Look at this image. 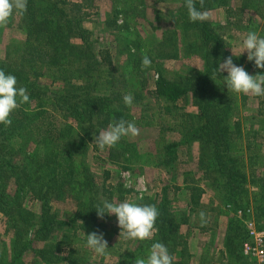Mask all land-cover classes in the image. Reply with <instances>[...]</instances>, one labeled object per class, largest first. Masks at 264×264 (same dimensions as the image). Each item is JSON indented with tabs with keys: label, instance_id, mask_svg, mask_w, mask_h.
Segmentation results:
<instances>
[{
	"label": "trees",
	"instance_id": "1",
	"mask_svg": "<svg viewBox=\"0 0 264 264\" xmlns=\"http://www.w3.org/2000/svg\"><path fill=\"white\" fill-rule=\"evenodd\" d=\"M120 1L125 5L123 10L114 7L111 20L106 18L105 25L115 27V18L119 14L125 17L147 14L146 0ZM229 1L204 0L200 10L205 12L223 7L228 15L248 9L263 14L264 0H241L238 10L230 7ZM196 6L200 8L199 0H196ZM89 9L88 0H28L25 14L13 15L24 25H21L24 36L13 39L18 44L13 45L17 59L9 64L0 62V69L17 78V87L27 89L29 102L12 113L10 126L0 124V213L7 217L6 232L13 233L11 259L4 257L0 259V264H22V251L26 248L19 246L23 239L21 232L34 224L35 219V215L26 207L31 200L40 201L39 237L56 224L78 222L81 230L103 233L95 208L105 200H112L114 193L111 187L105 185L109 172H104V181L97 188L84 166L82 155L88 151V147L93 150L98 148L94 137L114 121L124 119L134 122L136 127L144 125L143 116L136 119L131 107L125 105V94H131L134 103L148 96L166 114L176 109L183 97L190 95L197 111L195 115H180V140L168 141L164 145L158 143L154 151L146 154L151 164L167 169L177 161L176 154L184 146L187 150L197 141L200 153L196 172L187 174L179 171L181 179L177 184L164 183L154 198L143 197L135 202L155 205L159 211L149 247L156 242L164 243L172 255L178 245L174 241L182 239L178 238L179 224H174L175 216L170 212L171 201L177 192L190 193L189 203L186 204L188 215L181 222L186 224L189 216L199 208L201 196L207 193L200 182L209 179L211 171L227 174L229 186L226 194L235 190L237 183H246L247 176L234 169L229 155V124L226 122L231 110L230 99L216 91V82L222 74H217L215 68L228 54L223 49V41L215 36L208 22H191L184 0H181L177 8L179 24L163 28L160 37L152 40L156 42L149 43L154 45H149L148 50L142 51L141 45L136 43L123 46L111 44L113 50L110 47L95 50L89 39L92 32L84 26ZM150 26L155 28V25ZM178 40L188 44L182 52H194L202 61L201 69L183 81L167 76L160 64L164 59H177ZM144 54L151 60L148 68L141 66ZM255 69L260 74L264 72V69ZM150 72H156L157 79L154 88L146 90ZM48 98L53 104H48ZM233 128L239 134L238 122L234 123ZM116 146L119 149L113 154L124 161L125 164H121L123 169H129L141 157L140 152L134 150L135 145L126 137L112 149ZM112 149L109 157H112ZM200 171L201 176L197 177ZM254 171L250 177L258 180L252 181L256 182L257 192L252 193L251 202L256 218L261 220L264 218V178ZM5 187H9L12 193L9 194ZM85 193L88 196L83 200ZM63 196L74 200L79 207L67 223L59 222L55 219V213L50 215L48 212L51 208L47 200ZM117 200H123V193L117 195ZM240 204L242 206L237 207L241 209L249 205L244 200H240ZM108 218L109 215L105 214L102 220ZM259 229L264 230V226ZM244 230L238 229L236 238L234 233L228 234L224 244L229 254L239 260L237 262L243 259L247 264L241 254V245L246 238ZM169 241L172 248H169ZM180 243L183 246L185 241L182 239ZM35 255L45 262L51 258L47 248L36 250ZM54 257L55 262L85 264L75 257ZM175 264L182 263L177 261Z\"/></svg>",
	"mask_w": 264,
	"mask_h": 264
},
{
	"label": "rangeland",
	"instance_id": "2",
	"mask_svg": "<svg viewBox=\"0 0 264 264\" xmlns=\"http://www.w3.org/2000/svg\"><path fill=\"white\" fill-rule=\"evenodd\" d=\"M88 1L90 4L89 17L84 26L92 32L89 39L92 40L95 50L105 47L112 49L111 44L118 43L123 46L136 43L141 45L142 51H146L149 45H154L149 43H155L156 41L152 40L160 37L163 28L177 26L180 22L177 8L181 0H146L147 14L144 13L140 17H135L133 14L131 17H125L124 14H119L115 18V27L105 25L104 20L106 18V20H111L114 7L117 10H123L125 5L120 0L118 2L114 0ZM241 2V0H230L229 5L238 10L241 8ZM149 10L152 15H149ZM205 12L209 17L206 22L214 30L215 36L223 41V49L228 56H232L233 63L243 66L250 75H256L258 72L254 62L247 60L246 52L240 56L239 53L242 41L249 31H255L258 36L264 37V10H262V15L250 9L228 15L223 7ZM124 22L127 24V29ZM20 23V19L13 16L6 27L0 28V62L3 64L13 63L17 59V52L13 48L16 43L13 39H20L24 36V31L21 29L23 24ZM150 25H155V28ZM187 45L180 41L177 44V59L161 61L160 64L167 76L183 81L201 69L202 61L198 54L187 53L186 50L182 52ZM221 74L216 82V91L226 95L231 105L226 122L229 124L227 128V135L230 136L228 139L229 155L233 160L234 169L247 176L246 183H237L234 186L236 189L226 194V188L229 186L227 174L218 170L211 171L209 179L200 182L207 189V193L201 196L199 208L195 210L196 213L193 212L189 216L186 224H181V222L188 215L186 204L189 203L190 193H176L170 204V212L175 216L174 224H179L178 238L182 237L185 244L181 245V238L174 241L178 245L172 253L173 264L177 261L182 264H245L243 259L239 263L237 258L229 254L224 244L226 237L234 233L236 238L238 229L239 231L245 229L248 221H252L258 228L264 226V218L261 220L256 218L254 205L251 202L252 193L257 192L255 183L258 180L250 177V173L255 170V174L264 178V96L228 92L223 81L227 73ZM156 79V72L148 73L146 90L154 88ZM144 97L130 106L134 117L138 119L142 115L145 121H143L144 125L137 126L139 135L126 137L135 145L134 150H138L141 154V157L132 163L129 169H123L121 164H125L124 161L113 154L119 149L117 146L113 149L112 147L106 148L103 151L99 148L93 150L88 147V151L82 155L84 166L93 177L97 188L104 181V172H109L105 185L111 187L114 193L110 202L119 203L127 200L135 203L143 197L154 198L160 193L164 183L174 185L179 182L181 179L179 171L189 174L196 172L198 168L200 153L197 141L193 143L192 148L185 150V146L182 147L176 154L177 161L167 169L151 164L149 157L146 156L157 148L158 143L164 145L168 141L180 140L178 134L180 115L186 117L187 114H197L191 96L183 97L177 103L176 109H172L168 114L163 112L161 106L157 107L148 96ZM47 102L49 105L53 104L49 98ZM237 122L240 128L239 134L235 133L233 128L234 123ZM111 149L112 157H109L108 153ZM201 173L202 171L198 172L197 177H200ZM253 180L256 182L253 183ZM5 189L9 194L12 193L9 187ZM119 193H123L122 201L117 200ZM237 194L239 195L236 196ZM87 196L88 194L85 193L83 200ZM63 197L58 199L51 197L47 200L51 208L48 212L50 215L55 213V219L59 222L67 223L75 216L79 207L76 206L74 200ZM240 200L249 204L248 210L237 207L242 206ZM29 202L26 203V207L35 215V219L34 224L21 232L23 239L19 242V246L26 248L22 251V264H67L66 261L55 262L54 256L79 258L85 264H134L136 257L146 258L152 246L149 247V239L124 240L123 237H119L120 228L115 215L105 220H98V225L100 224L104 238L108 242L109 249L105 255H98L86 246V235L89 232L81 230L80 222L70 225L56 224L52 229L42 232L43 234L39 237L37 229L40 218V201L38 199ZM201 212L205 214L203 219L200 217ZM195 214L198 216H194ZM6 229H8L7 217L0 213V259L5 257L9 260L12 256L10 241L13 233H7ZM168 243L169 248H172V242ZM52 246L56 247L52 248ZM43 248L50 251L49 261L45 262L35 255L36 250Z\"/></svg>",
	"mask_w": 264,
	"mask_h": 264
},
{
	"label": "clouds",
	"instance_id": "3",
	"mask_svg": "<svg viewBox=\"0 0 264 264\" xmlns=\"http://www.w3.org/2000/svg\"><path fill=\"white\" fill-rule=\"evenodd\" d=\"M27 2L28 0H0V28L6 27L13 15L25 14ZM184 4L191 22H203L209 18L207 12L200 10L204 6V0H199L200 8H197L196 0H184ZM245 52L248 61L254 62L257 69H264V37L258 36L255 31H249L242 41L239 56ZM232 54L235 56L233 51ZM141 66L142 68L151 66V60L147 54L143 55ZM215 72L227 73L223 81L228 92L264 96V74L250 75L243 66L233 63L232 56L223 58L219 67L215 68ZM133 99L131 94L123 96L125 105L129 107ZM28 102L27 89L17 87V78L0 69V124L10 126L12 113ZM137 135H139V129L134 122L120 119L110 123L106 130L99 131V135L94 137V143L103 151L115 146L124 137ZM95 210L100 219H103L105 214L115 215L120 228L119 237H123L124 240L143 241L152 238L159 216L155 205H141L127 200L119 203L105 200L97 205ZM204 215L203 212L200 213L202 219ZM86 246L98 255L107 254L109 249L103 233L97 231L86 235ZM134 264H173V256L163 243L156 242L152 244L147 257H136Z\"/></svg>",
	"mask_w": 264,
	"mask_h": 264
},
{
	"label": "built area",
	"instance_id": "4",
	"mask_svg": "<svg viewBox=\"0 0 264 264\" xmlns=\"http://www.w3.org/2000/svg\"><path fill=\"white\" fill-rule=\"evenodd\" d=\"M246 238L241 245V254L247 264H264V230L252 221L245 224Z\"/></svg>",
	"mask_w": 264,
	"mask_h": 264
}]
</instances>
